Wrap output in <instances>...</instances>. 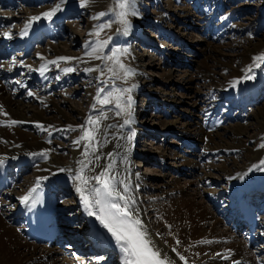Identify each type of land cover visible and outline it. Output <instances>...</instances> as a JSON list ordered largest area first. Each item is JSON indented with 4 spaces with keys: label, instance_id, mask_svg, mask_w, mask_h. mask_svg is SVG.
Wrapping results in <instances>:
<instances>
[{
    "label": "bare ground",
    "instance_id": "obj_1",
    "mask_svg": "<svg viewBox=\"0 0 264 264\" xmlns=\"http://www.w3.org/2000/svg\"><path fill=\"white\" fill-rule=\"evenodd\" d=\"M7 1L10 3L12 0ZM20 1H32L40 6L37 12L28 16V19L18 35L12 36L9 31L11 29L8 27L4 28L0 36V54L2 51L6 53L8 48H17L20 42H22L26 48L28 42L31 39H36V36L38 37L43 30L46 34L51 36L60 34V30L55 31L51 29L50 24L56 22L57 19L69 15L74 6L99 9L106 1L110 0H91V3L85 7H81V0H64L61 4V10L58 11L51 20L43 18L41 14L50 11L56 4L61 3V0H57L56 4L53 6L41 5L43 0ZM135 1L139 2V0ZM191 8L202 15L206 26L210 27L211 15H208L209 17L205 15V7L194 4ZM167 14H169L168 11L161 8V12L159 13L160 17L168 18ZM186 15L187 13L183 12L181 14L182 19L186 17ZM11 16L12 14H6L0 11V24H8ZM35 16H40L41 18L31 22L26 30V34L21 35L29 18ZM161 18H159L158 22ZM178 21L180 20H177V22ZM224 21L225 18L222 22ZM211 28L213 29L215 26L211 24ZM159 31L160 34L174 41L179 40L171 32L161 30V28H159ZM69 32L72 37L73 27H69ZM4 33H9V36L6 37ZM128 33V38L138 39L137 33ZM127 37L125 34L118 32L113 35L114 39L122 43H128ZM105 38L106 36H103L101 39ZM67 44L69 43L49 45V49L37 55V63L32 66L21 60V52L17 54L18 57L16 60L14 58L9 59V62H11L10 64L0 65V160L4 161L7 159L10 161V164L7 165L12 175V186L2 194V196L5 197V201L0 202V264H78L73 260V262L68 263L66 256L62 255V251L60 250L61 247H46L43 244L25 240L22 234V216H24L26 210L31 207L32 192L26 203H22L20 198L28 195L35 185H41L48 190L49 201L54 203V216L58 222L72 224L71 226L80 225L78 228L73 226L75 227L74 229L72 228L73 231L66 230L67 226L60 229L59 237L63 243L70 242L72 244L76 241L84 240L93 244L94 252L98 251V247L106 246L117 258V263L123 264L125 258L124 253L117 245L111 233H109L97 219V215L100 214L98 208L85 206L81 200V194L76 191L78 186L85 187L81 183L79 177H77V173L82 167L81 163H79L81 161L87 165L83 174L89 178L99 175L105 167H109L108 175L114 177L112 184L115 190L126 197V201L113 199L110 202L119 203L121 206H124L127 202L130 205L134 217L141 221L142 230L146 232V238L151 241V246L154 250H158L161 253V258L167 257V264H264V257H257V254L263 255V253H259L256 249H251L245 244L246 236L243 235L241 230L233 232L230 231L228 226L223 224L221 206L219 205L218 208L216 207V202H220L218 200L219 194L210 187L206 188V185L209 186L210 183L217 182L214 178L215 173L209 172L210 168H217V171L222 173V178L224 177L227 181V188L225 189L226 194L224 195V192H221V196H225V199H222V201L226 203L227 213H230L232 211V206L231 204H227L230 198L247 190H251L255 193L256 189L264 187V164L261 163V161L264 160V147H261V145H264V109L258 111L259 107H255L257 111H252V115H250L259 117L256 119L257 126L255 127L258 132L256 134L257 142L253 143L254 145L251 144L252 146L250 147H246V142H249L254 134L252 136L245 134L248 131L247 127H244L243 124L241 125L239 121V123L235 122L234 125L225 126L227 120L230 121L235 116L231 113L224 112L220 115L212 108L203 112V118L200 119L199 123L192 119H197V116L192 115V111H190L191 115H189V117H184L183 119H181L179 115L172 116L171 118H169L170 115H167V119L160 120L162 126L170 127L178 125L179 129L182 131V135H178V137H180L178 142L180 141L183 144L184 153L181 154L182 159L174 161L170 170H182V168L187 167L197 172L201 170L196 166L198 165L196 163L199 160L198 158H219L220 154L226 156L225 159L223 158L221 165H214L212 161L213 163L210 162L207 171L202 169L200 182H197L198 180L193 182L185 181L184 185L181 186L174 176L169 180H165L163 177V179L158 181L159 184L156 185V187H158L157 189H159L158 191H162V194L156 192V190L152 193L153 190L149 189L147 185L135 183L136 178L145 176L142 173H135L131 160V157L136 154V152L132 150L133 148H130L136 136V133L133 136L132 132L136 129L130 128L129 124L134 127V115L141 112L140 110L136 111L131 108L133 115H131L132 118H130L131 123L125 125L124 121L126 118L122 117V115H117L120 108H117L115 111L112 106H108V109L99 108L97 111L92 110L88 113L80 112L79 109H75L77 117L80 116L83 120L81 125H78V123L75 124V126L79 128V134L70 135L67 148L57 143L56 141L58 139L55 140L53 138V135L58 134L59 136V132L66 129L68 130L70 123L73 124L74 122L69 114H67V112H69V106L66 104L68 100L60 97V99H53L52 96L50 97L49 93L55 85L48 82L47 76L51 72L52 61H61L59 59L60 57L70 58L71 54L69 53V48L64 49L65 47H63H67ZM206 44L211 49V52L204 56L208 57L209 64L205 65L199 73L201 79L212 80L214 78L213 72L208 68L213 64L221 63L222 52L228 49V47L222 49L220 48L222 45L213 46V44L209 42ZM119 49V47L114 48L112 54ZM165 53L163 55L168 56V53ZM126 54L128 53L126 52ZM253 54L254 49H248V53L243 54V67L249 63L248 59L252 58ZM171 58L174 60V57L171 56ZM80 59L85 62L87 68L93 69L99 62L97 56L94 55H84ZM133 60H136L138 63H131L130 69L134 68L132 66L136 64H143L141 58L136 55L133 57ZM200 61V59L195 61L193 65L195 70L201 67ZM115 62L118 61L115 59ZM243 67H231L234 76L232 78L233 80L225 83V87L221 90L226 97L225 99L228 98L229 101H232L237 107L244 106L245 102H253L254 98L256 100L257 97L264 92L263 89H260L261 83L264 80V69L259 70L260 80L254 84L245 77ZM62 68L66 69L68 67H60L61 71L59 70L60 74H64V78H68L69 72L63 71L64 69L62 70ZM23 72H25L27 76H33L41 83L39 92H37L40 94L34 93L29 95L28 93H21L27 81L20 77ZM84 72L87 73L84 70L83 74ZM108 72L109 74L113 73L112 71ZM170 73V71H167L163 75L166 81H172ZM111 75L120 79L115 74ZM184 76L185 75H183V77ZM137 78L140 80L136 82L134 79H131L128 85V88H132L131 99L133 100L136 91H140L141 87L144 88V84L146 86L142 93L150 97H155L156 94L150 85L152 79L149 77H147L148 79L141 78L140 75H138ZM124 80L127 79L124 78ZM95 81L97 80L95 79ZM190 82H196L195 77H192L191 74L188 77L187 83ZM61 83L63 82L57 79L55 84ZM113 94L116 95L115 100L121 95L117 92ZM158 97L159 96H156L155 98ZM194 97L193 95L187 96L189 99L187 105L192 104L191 110L195 108L193 105L196 103ZM162 99H164L166 105L168 104L166 101L170 98L165 96L162 97ZM60 101L63 103V107ZM177 102L178 100L174 101V103ZM133 105L134 104H132V106ZM171 106L174 107L172 104ZM126 113H128L127 108ZM163 113L166 114V112ZM105 116L107 119L104 118ZM89 117H92L94 120L99 119L100 128L96 141L91 142V147L86 150L84 145L89 143V141L80 140V137L85 127H93L87 124ZM13 120L19 123L14 125L10 124V121ZM52 123L53 127L51 126ZM25 127L32 130L31 133L30 131H25ZM130 136L132 138L129 140ZM242 137H247V140L244 141ZM228 139H234L236 143L230 145L227 142ZM78 140L79 144L74 143V141ZM185 147L192 150L197 149L198 153L192 155L193 151L186 150ZM219 150H222V153H220ZM237 150H240L243 156V161L239 166L235 162L236 159L231 157V154L236 153ZM85 151L91 153V155L86 157L84 155ZM39 153H44L47 158L45 159L44 156L38 155ZM108 153L112 155L108 156ZM228 153H230V156H227ZM96 155L100 156L99 160L95 159ZM146 159L149 163L153 162L152 158L146 157ZM163 164L166 165L168 163L162 162V165ZM233 167H236L235 171H231ZM61 169H64V171H61ZM28 171L31 172L30 176L28 179H25V175L23 174ZM21 173L23 174L20 177ZM18 177H20V179ZM73 177L77 178L74 179ZM257 183H259V186L256 185ZM90 184L92 186H97L94 180H90ZM66 186L73 190L75 193L74 196L78 200H74L76 203L74 207L78 208L77 212L74 214L71 213V204L74 202L68 203V197L66 194H63ZM125 186L128 188L127 192L124 191ZM15 188H17L16 191L14 190ZM139 189H149L148 191L151 194L152 199H150L152 201L148 203V206H151L150 212H152L153 226L146 223L147 219L144 218V214H142V209L140 207L141 205L139 206L137 202L136 194ZM201 190H203V192H200ZM10 200H14L17 206L15 211L10 212L7 207L4 208L5 202ZM259 206L262 207V214H259V224L264 226V202ZM90 211L93 212V215L88 214ZM229 216H231V214H229ZM76 220L82 222L76 224ZM15 223L19 224L15 226ZM173 249H176V251H173ZM259 251L262 250L259 249ZM181 256L185 259L181 260ZM95 259V263L100 264L104 258L99 257Z\"/></svg>",
    "mask_w": 264,
    "mask_h": 264
},
{
    "label": "rangeland",
    "instance_id": "obj_2",
    "mask_svg": "<svg viewBox=\"0 0 264 264\" xmlns=\"http://www.w3.org/2000/svg\"><path fill=\"white\" fill-rule=\"evenodd\" d=\"M15 1L19 6H8L5 0H0V11H5L7 14H12L8 24L11 26V29L13 28L10 30V32L14 35L18 30L20 32L22 26L27 20L26 16L33 15L35 12H37L40 6L39 4L32 1ZM56 2L57 0H43L41 5L53 6L56 4ZM135 3V11L137 15H129L127 19L131 24V29H133L135 32H137V27L134 25L138 26L139 24L138 28L140 30L138 32H141V35L143 34L140 36V41L130 40L129 43L124 44L118 40H115L114 38L112 40V35L116 34V31L119 30L118 33H123V25L117 22L119 17L116 15V13L121 11V9L118 7V0H110L106 1L103 4L104 6L102 5V7L99 9L92 7L80 8L78 6H74L75 9L71 10V14L60 19L57 23L52 24L55 28L60 29L61 36H42L39 41H36L33 43V45H31L30 49L32 53L25 56V58H27L33 65L37 61L36 52L39 53L49 49V45L69 43L67 44V47H63H65L64 49L69 48V53L71 54L72 59L67 61H58L59 63L56 61L53 63L52 68L54 72L49 76L51 82H54L57 77L59 79L62 78V75L57 73L56 69L58 67L66 65L68 68L72 67L74 69V71L69 73V78L64 80L65 84L52 90L50 95V97L52 96L53 99L65 98L68 100V103L66 104L69 106V112H67V114H69L70 118L74 121L73 124L70 123V130L68 127V130L66 129L67 131L63 130L59 132V136L58 134L53 135L55 140L58 139L56 142L63 145L64 148L68 147L67 145L69 144L70 135L79 134V128L78 126H75V124L78 123V125H81L83 122L80 116L77 117L75 109H79L80 112L82 111L84 113H88L92 110L97 111V108L100 106V108L105 109H108V106H112V108H114L116 111V105L119 104L120 110H118L121 112L120 115L126 119H130L133 115L131 112L132 116L129 117L128 113H126L127 98L125 96H131V92H121L120 98L124 103L116 102L115 94H112L109 97L110 104H101L98 102V99L102 100L108 92H120L112 91L113 88H128V85L131 82L130 80L134 79V74H136V78L138 75H140L141 78L149 77L152 79L150 84L151 88L156 94L155 97H159L155 98L144 95L142 93L146 86L144 84V88L141 87L139 92L136 91L133 98L132 104H134V108L132 107V109H135L136 111H139L140 109L141 113L139 112V114L137 113L135 115V121L137 122L135 128H137L138 135L135 139V142L133 141V146L130 145V148L133 147V151L136 152V154L131 157V160L135 173H142L145 176L142 178H136L135 183H143L147 185L149 189L153 190L152 193H154L156 190V192L162 194V191H158L159 189H157L158 187H156V185L159 184L158 181L163 179V177L165 180H169L172 176H174L177 178L181 186L184 185L185 181L193 182L198 180L197 182H200L201 170L203 169L204 171H207L209 168L208 165L210 164L207 163V159L205 158L199 160L194 158L198 160L196 162L198 165L196 166L201 170L196 172L187 167L182 168V170H170L174 161L182 159L181 154L184 153V147L180 141L178 142V139L180 138L178 135H182V131L179 129L178 125L170 127H164L161 125L160 120L167 119V115H170L169 118L179 115V117L183 119L184 117H189V115H191L190 111H192V115L197 116V119H192L199 123V117L203 116V109L214 107L219 111V114H221V111H230L231 113H235V115H239L240 117H234L235 119L227 121L225 126L234 125L235 122L239 121L241 125L243 124L244 127L248 128V131L245 134H248V136H252L254 134L253 138L249 142H246V147H250L254 145L253 143L257 142L256 134L258 132L257 128L255 127L257 126L256 119L259 117L250 115H252V111H257V107H259L258 111L260 109H264V95L260 97L254 104H248L244 106L245 108H243L242 111H240V109H235L234 105L225 100L221 90L223 87H225V83L233 80L232 78L234 76L231 67H243V54L248 53V49H254V54L252 55V58L248 59L249 63L243 67V70L245 76L250 77L249 80H257L255 68L258 69L262 61L257 60L254 62V57L264 54V25H262V21H264V0H157V2L156 0H139V2L135 1ZM194 4H198V6H204L206 10L205 15H212L210 27L206 26L202 15L198 14L196 10L191 8V6ZM161 8H164V10L168 11V18L160 17L159 13L161 12ZM101 12L106 13V15L100 17L99 19H93V17H96ZM183 12H186L187 15L182 19L181 14ZM221 17H223V19L226 18L227 23L225 21L222 22ZM159 18H161V20L158 22ZM177 20L180 21L177 22ZM100 24H107L109 26L101 31L99 36L90 34L95 33L97 31L96 26ZM211 24H216L218 26L216 32L214 29L212 30ZM70 26L73 27L72 37L70 36L69 32ZM158 27L161 28V30L171 32L179 40L174 41L160 34ZM1 29L2 27H0V30ZM128 34H132V31L129 30ZM103 36H106L107 39H101ZM109 37H111L110 40ZM104 40H108L107 46H105L102 50L96 51L92 54L94 56L100 57L97 66L94 68L97 69L96 72H88L89 75H84L85 72L82 74L85 70V66L87 67V65L83 61L81 62L80 56L91 52L92 48L96 46L97 42ZM207 42L213 44V46L222 45L220 47L222 49L228 47V49L223 50L222 52L224 56L222 55L221 63L213 64L208 68L213 72L214 78L212 80L201 79L199 73V71L205 65L209 64L208 57H204L208 55L209 52H211V49L206 44ZM114 46L115 48L120 47V49L111 54L110 52ZM125 49H127V56H125ZM165 52L168 53V56L163 55ZM109 53L111 55H108ZM135 55L141 58L143 64H136L135 68L131 69L133 71V75L129 76L127 80H124V72L119 65L121 63L124 64L125 62V64L128 66L131 64V62H136V60L134 61L132 57ZM121 56L125 61H123ZM171 56L174 57V60L171 58ZM115 59L118 62H115ZM197 59H200L202 62L200 61L201 67L195 70L193 65ZM249 64L250 66L248 67ZM131 65L128 66L129 68H127L130 69ZM251 67L254 68L251 70ZM63 69L64 68H62V70ZM109 69H112L113 73L109 74ZM167 71L171 72L170 77L172 81H166L163 77ZM189 73L192 75V77H195V83H187L188 77L190 76ZM111 74H115L120 79L115 78ZM183 75L185 76L183 77ZM95 79L101 83L98 84L99 82H96ZM138 80L140 79L137 78L134 81L137 82ZM59 81L63 82V80ZM31 82L32 84H28L26 89L28 91L30 90L29 92L31 93L39 94L37 92H39L38 89L40 84L36 79H33ZM100 87L103 88L104 91L101 93L100 97L97 98V91L98 89H101ZM194 93L196 98L194 97ZM164 95L170 98L168 101H166L168 103L166 105L164 99H162V97H165ZM188 95H193L194 99L196 100V103L193 104L195 106L193 110H191L192 104L187 105V101L189 100L187 98ZM177 100L178 102L174 103V101ZM112 101H114L115 105L112 104ZM60 103L63 107V103L61 101ZM171 104L174 107H172ZM225 105H228V107L226 108ZM121 107L123 108V111H121ZM163 112H166V114ZM51 126L53 127V123ZM129 126L130 128H133L131 124H129ZM144 130L147 132V135H145ZM25 131H30L31 133L32 130L26 128ZM242 139L246 141L247 137H242ZM227 142L230 145L236 143L234 139H228ZM185 149L193 151L192 155L198 153L197 149L192 150L186 147ZM219 152L222 153V150H219ZM225 156L226 155L222 156V154H220L219 158H211L210 162L213 161L214 165H221L223 158L225 159ZM227 156H230V153H228ZM146 157L152 158L153 162L149 163ZM231 157L236 159L235 162L238 164V166L241 165L243 156L241 155L240 150H237L236 153L231 154ZM162 162L168 164L162 165ZM231 169V171H235L236 167ZM209 170V172L215 173L214 178L217 180V182L210 184V188L212 190H223L227 181L224 179V177L222 178V173L217 171V168H210ZM30 173V171L26 172L24 174L25 177H23L28 178ZM149 189L137 190L136 196L139 206L141 205L140 207L142 209V214H144V218L147 219V221L145 220L146 223L150 226H153L152 212H150L151 206H148V203L152 201L151 194L148 191ZM200 192H203V190ZM66 196L69 200L68 203H72L74 200H77V198L74 197V193L71 191V188H67ZM1 199L4 201V198L0 196V201ZM74 205H76L75 202L71 204V213L73 214L78 210V208L74 207ZM8 206L10 208H14L10 205ZM76 221V224L82 222L78 220ZM73 226H69L71 231H73L72 228H78L80 225L75 227ZM72 246L73 247L70 250L71 253H68L66 250L64 251L68 263L72 262V260L74 261L75 259L77 261L82 260L81 262L86 264H93L91 261L94 262V258L100 257L104 258L101 263L98 262L100 264H118L117 258L114 257L113 254L110 253V251H108L106 248H101L100 251L96 252L95 254H91L88 251L91 245L84 240H82L79 245L74 244Z\"/></svg>",
    "mask_w": 264,
    "mask_h": 264
},
{
    "label": "snow or ice",
    "instance_id": "obj_3",
    "mask_svg": "<svg viewBox=\"0 0 264 264\" xmlns=\"http://www.w3.org/2000/svg\"><path fill=\"white\" fill-rule=\"evenodd\" d=\"M63 2L64 0H61V3L56 4L55 7H53L50 11L42 13L41 15L43 16V18L51 20V18L58 11L61 10V4ZM90 3L91 0H81V7H85ZM118 7L121 9V11L116 13V15L119 17L117 22L123 25V33L127 35L128 31L131 28V24L127 19V17L129 15L132 16L137 15L135 11V0H118ZM105 15L106 13L101 12L96 17H93V19H99L100 17H103ZM40 18H41L40 16L30 17L28 23L25 24L24 30H22L21 35L26 34V30L30 26L31 22L39 20ZM108 26L109 25L107 24L97 25L96 26L97 31L95 33H90V34L99 36L100 32L103 31ZM4 35L8 37L9 33H4ZM110 39L111 37H109V40ZM107 44H108V40L97 42V45L92 48V51L86 53V55L91 56L96 51L102 50L105 46H107ZM124 51L126 52L127 49H125ZM59 59L67 61L72 58L60 57ZM257 60L264 61V54L254 57V62ZM52 63H55V61H52ZM119 66L124 72L125 79L133 75V71L131 69L126 68V66L123 65L122 63ZM96 70L97 69H93V68L85 69L86 72H92ZM63 71L72 72L74 71V69L66 68ZM109 71H112V69H109ZM103 91H104L103 88L98 89L97 98L100 97ZM113 91H120L122 93L131 92L132 88H125V89L113 88ZM29 95H32V93H29ZM111 95L112 92H108L102 100L98 99V102L101 104L109 103V97ZM116 107L119 108L120 105L117 104ZM131 108H132V99L131 96H129L127 101V109H128L129 117H131ZM121 111H123V109H121ZM120 114L121 112H117V115ZM104 118L107 119L106 116ZM17 123L19 122L14 120L10 121V124L13 125ZM129 123H131L130 119H126L124 121L125 125ZM87 124L92 125L93 127L92 128L85 127L83 129V134L80 137V140L89 141V143L84 145L86 150L89 147H91V142L96 141L97 134L100 128L99 119L94 120L92 117H89ZM69 129H71V126H69ZM132 135L134 136L135 133L133 132ZM131 138L132 137L130 136L129 140ZM74 143L79 144V140L74 141ZM261 147H264V145H261ZM33 155H37V154H33ZM38 155L44 156L45 159L47 158L44 153H39ZM84 155L87 157L88 155H91V153L85 151ZM111 155H112L111 153H108V156ZM95 159L99 160L100 156L96 155ZM79 163H81L82 167L77 173V177H79L81 183L85 187L78 186L76 188V191L81 194V200L85 204V206L99 209L100 214L97 215V219L104 226V228H106L108 232L111 233L117 245L124 253L125 258L123 264H166L167 257L161 258V253L158 250H154V248L151 246V241L146 238L147 235L146 232L142 230L141 221L138 218L134 217L133 210L131 209L130 205L127 202L124 204V206H121V204L119 203L110 202L113 199H120L126 201V197L121 195L119 192L115 190V187L112 184V180L114 179V177L108 175L109 167H105L100 172L99 175L89 178L83 174L84 169L87 167V165L84 164L82 161ZM261 163L264 164V160H262ZM0 164H3V160H0ZM61 171H64V169H61ZM77 177H73V178L75 179ZM90 180H94L97 186H92L90 184ZM32 191H34V189L30 190L28 195L20 198L22 203H26L29 200ZM124 191L125 192L128 191V188L126 186L124 188ZM88 214L93 215V212L90 211ZM173 251H176V249H173ZM180 259L184 260L185 258L181 256Z\"/></svg>",
    "mask_w": 264,
    "mask_h": 264
}]
</instances>
